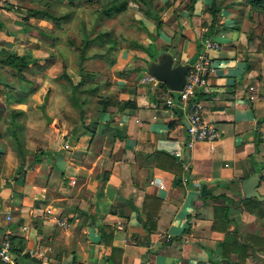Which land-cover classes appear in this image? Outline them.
<instances>
[{
  "label": "crops",
  "instance_id": "crops-1",
  "mask_svg": "<svg viewBox=\"0 0 264 264\" xmlns=\"http://www.w3.org/2000/svg\"><path fill=\"white\" fill-rule=\"evenodd\" d=\"M1 16L0 24L18 33L0 30V50L41 60L33 43L44 42L42 32H24L22 20ZM148 17L139 16L149 32L142 44L152 38L157 53L172 52L177 63L193 64L208 38L220 44L208 51L217 70L198 95L205 119L221 134L214 149L207 141L187 148V112L178 101L166 104L176 95L148 74L145 49L123 44L96 113L89 114L87 98L85 117L79 108L72 120L60 118L40 148L20 134L26 119L20 115L42 101L33 104L31 89L5 91L11 85L3 71L16 72L0 63V243L8 235L24 241L23 252L12 250L13 264H109L113 247L121 250L116 264H235L239 255H227L222 245L227 233L264 234V214L245 205L257 198H246L242 186L259 174L264 195V47L253 11L243 0H155ZM22 39L28 44L20 51ZM252 84L261 99L250 102ZM15 133L26 151L20 173ZM177 148L184 158L172 152ZM257 200L264 213V199ZM228 206L230 220H218ZM148 213L157 215L149 220ZM259 259L249 256L246 264Z\"/></svg>",
  "mask_w": 264,
  "mask_h": 264
},
{
  "label": "rangeland",
  "instance_id": "rangeland-1",
  "mask_svg": "<svg viewBox=\"0 0 264 264\" xmlns=\"http://www.w3.org/2000/svg\"><path fill=\"white\" fill-rule=\"evenodd\" d=\"M44 1L45 3H39L34 0H9V6H4V8L0 9V13L3 16L1 17L4 20H22L24 28L29 24L31 26L30 28H33H29L28 30L41 31L44 36L42 37L44 40L43 43L38 39L41 44H36L34 41L37 40L34 38L31 40L34 42L33 48L38 50V54L41 55V60L37 59V62L32 64V66H35L25 71L24 78L17 77V75L12 73V70H4L3 72L6 74L0 70L2 74L7 76V81L11 85L4 87L5 91L8 88L7 92H10L14 96L16 94L23 95V89L27 92L31 89L35 93L34 95L38 97L35 99L32 96L33 93L29 94L32 97L31 101L33 104L37 103L39 99L42 101L41 105L28 106L26 117H23L24 112H21L22 114L20 113L21 118H26L24 120L25 127L21 129L20 134L23 136L27 135V138L32 140V144L35 143L39 148L44 141L41 138L49 139L53 135V131L59 128L58 123L61 124V122L57 123V121L60 118L61 120L62 118L72 120V117L79 115V107L71 104L69 99L71 84H69L66 77L62 74L67 72L74 78V81H80V47L84 43L85 37L89 36L90 38H94L96 34L103 32L109 34L107 38L112 37L115 39L114 46L107 50L105 49V45H108V41L101 45L99 42L100 39L96 38L99 41L93 40L86 51L87 59L83 62V72L84 75L88 74V77H86L87 84L85 87L95 84L100 86L94 94H85L92 101L86 106L87 110L89 114H94L99 107L95 101L103 97V95H108L107 92L109 90L104 91L102 86L106 80L110 79V73H112L111 67L113 65L112 60L115 58L117 50L123 44L126 46L130 45V41L144 43V34H149L146 29L141 27L139 16L144 15L145 18L149 17L147 14L139 13L138 10L141 8L136 3H131L129 9L111 19L101 16L100 20L104 19L97 25L100 16L98 9L100 10L101 8L99 7L102 6L98 0ZM32 7L42 10L49 9L51 13L57 16L68 15V17L57 22V20L55 21L50 17L41 18L30 16L28 9ZM144 10L142 7L143 12ZM254 16L256 27L260 31L263 27L261 15L255 11ZM37 31L32 33L37 34ZM0 43L3 42L1 41ZM20 43V51H23V47L27 46L28 41L22 39ZM23 44L24 46H22ZM101 54L103 56H100ZM0 68H3V66H0ZM66 97L68 100L64 99L65 102H63V98ZM19 102L22 101L19 100ZM20 107L17 108L22 109ZM44 111L47 115L54 116L55 119L52 122H48ZM29 119L32 122H29ZM28 122L29 126L32 127L27 134ZM255 263L264 264V260L260 258Z\"/></svg>",
  "mask_w": 264,
  "mask_h": 264
},
{
  "label": "trees",
  "instance_id": "trees-1",
  "mask_svg": "<svg viewBox=\"0 0 264 264\" xmlns=\"http://www.w3.org/2000/svg\"><path fill=\"white\" fill-rule=\"evenodd\" d=\"M34 1H38L39 3H45L44 0H34ZM98 1L99 3L102 4V6L99 7L101 8L100 10L98 9V13L100 14V16H99V20L97 21V25L100 24V22H102V20L104 19L103 18L100 20L101 16L111 19L115 17L116 15H119L125 12L127 9H129L131 3L142 5L143 8L145 9L144 12L147 15L152 16L155 0H98ZM243 2L250 6L254 14L256 11L257 13L261 15V18L263 20V27L261 28L262 33L260 34L261 35L260 39H261V44L264 47V0H243ZM8 4H10L9 0H0V9L4 8V6H9ZM149 5H152V7L150 8ZM217 10H218V7L215 5L212 8V11L213 13H215ZM28 13L30 16H37L41 18L50 17L55 21L57 20V22L58 20L65 19L68 17V15L57 16L51 13L49 9L42 10V9H37L36 7L29 8ZM153 18L156 19L157 24L160 27V24L162 22L160 18L157 16H153ZM30 27L31 26L28 24V26L24 28V32H26ZM0 30L4 31L5 34L7 35H15L18 33V31L16 30L6 29V27L2 24H0ZM108 35L109 34L107 33L99 32L98 34L95 35L94 38L93 37L90 38L89 36L85 37V41L80 47V54H81L80 64L81 65L79 67L80 68L79 70L80 81L79 82H74L72 77L67 72H64L62 74L66 77L69 84H71V91L69 93V99L74 106H77L81 109L80 116L82 118L85 117V111L83 110V106H85V104L88 101L85 94L95 92L99 88V85H96V84L93 86L89 85L88 87L87 86L85 87V85L87 84L86 77H88V74L84 75V72H83V68H84L83 62L87 59L86 51L88 50L91 42L93 40L99 41L98 39H100L99 42L101 45H103L104 43H107L108 41V45L107 44L105 45V49L107 50L111 49L114 46L115 39H113L112 37L107 38ZM150 40L151 42L148 46H145L142 43H139L136 41H130V45L132 47L145 49L150 55V57L154 58L157 55L158 50L156 49V44L154 43L153 39L151 38ZM100 56H103V54H101ZM115 61H116V58L112 60V63L114 64ZM34 62H37V59L31 58L30 56L19 55L15 53H10L8 51L0 50V63L7 65L10 68L15 69L16 75L18 76L24 77V72L27 70H30L32 67L35 66L33 65L32 67H30V64H33ZM107 105H108V100H105L104 103H102L100 113L107 110L108 108ZM15 112H18V111H15ZM15 141L17 144V152L22 162V165L20 166L19 171H18L20 173L22 170H24L25 163L27 160L26 151L23 148L21 138L17 134L15 136ZM38 161H40L39 158H38ZM245 201H246L245 205L250 211L256 212L259 215L264 214L263 209L261 208V204H262L261 201L257 199H249ZM148 215H149L148 216L149 220H152V218L155 215H157V213H153V214L148 213ZM228 215H229V206L226 208H223V215L220 216L219 214L217 219L218 220L223 219L225 221H229L230 218L228 217ZM216 226L217 224H215V227ZM103 228L104 229L102 232V236L107 237L106 227L104 226ZM7 239L11 242L12 244L11 249L13 251L17 252L18 254L23 252V249H24L23 238L8 235ZM16 244H17V247H15ZM222 245H223V248L227 251L226 252L227 255H229L230 252H235L239 255V259L235 264H245L249 256H253L255 258H261L262 260H264V234L260 235V234H254V233L253 234L243 233V232H240L239 230H236L234 233L228 232L227 238ZM116 251H121V250L116 247H113L112 253L109 255V258H108L109 264H116L115 258H114ZM24 256H30V254L26 253ZM36 263L38 262L36 261Z\"/></svg>",
  "mask_w": 264,
  "mask_h": 264
},
{
  "label": "built area",
  "instance_id": "built-area-1",
  "mask_svg": "<svg viewBox=\"0 0 264 264\" xmlns=\"http://www.w3.org/2000/svg\"><path fill=\"white\" fill-rule=\"evenodd\" d=\"M205 48L199 58L191 64V68L187 73V80L184 88L178 91H172L176 95L169 96L166 104L169 106L176 105V101L186 110L187 118L189 122L188 126V139L186 146L188 149H192L196 144L207 141L211 143V149H214V142H216L221 134L220 131L211 123H209L204 117V105L200 98H198L199 92L205 89L210 84L211 77L216 73L217 67L212 56L209 55V50H217L220 48V44L214 40L208 38L204 42ZM250 94L248 99L250 102L261 99L257 93L256 85L252 84L248 87ZM179 159L184 158L185 154L181 148L174 149L172 151ZM185 182L189 181L188 177L184 178ZM164 187V185H161ZM51 212V210H48ZM56 221L60 224H65V221H61L56 218ZM27 227H24L26 229ZM166 237L170 239L171 234H167ZM12 244L8 239H4L0 243V264H13V252Z\"/></svg>",
  "mask_w": 264,
  "mask_h": 264
},
{
  "label": "water",
  "instance_id": "water-1",
  "mask_svg": "<svg viewBox=\"0 0 264 264\" xmlns=\"http://www.w3.org/2000/svg\"><path fill=\"white\" fill-rule=\"evenodd\" d=\"M151 8L152 5H149ZM191 68L190 63H177L172 52L164 51L148 62V74L156 80L166 83L171 91L182 90L186 84L187 73ZM49 122L53 121L51 116H47ZM261 175L255 174L243 180L242 186L246 198L264 199L259 190Z\"/></svg>",
  "mask_w": 264,
  "mask_h": 264
}]
</instances>
